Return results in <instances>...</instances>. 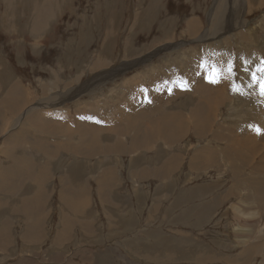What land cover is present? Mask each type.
Here are the masks:
<instances>
[{"label": "rangeland", "instance_id": "obj_1", "mask_svg": "<svg viewBox=\"0 0 264 264\" xmlns=\"http://www.w3.org/2000/svg\"><path fill=\"white\" fill-rule=\"evenodd\" d=\"M262 62L264 0H0V264H264V142L252 155L239 144L254 136L263 112L252 79ZM214 71L217 83L209 82ZM204 76L212 85L210 120L197 127L191 115L202 100L194 81ZM140 87L147 100L125 108L124 97L134 106ZM13 92L16 117L4 104ZM121 109L129 134L114 136L103 129L112 131ZM35 115L69 130L91 118L99 125L92 129L104 131L85 144L76 191L56 168L71 165L68 155L48 164L59 138L35 156L38 134L27 122ZM179 116L184 127L173 136L166 123ZM22 125L32 129L12 142ZM46 126L40 139H49ZM80 141L75 135L72 148ZM208 153L210 161L200 159ZM31 176H45L42 191ZM82 198L87 204L78 209ZM249 246L255 254L243 253Z\"/></svg>", "mask_w": 264, "mask_h": 264}, {"label": "bare ground", "instance_id": "obj_2", "mask_svg": "<svg viewBox=\"0 0 264 264\" xmlns=\"http://www.w3.org/2000/svg\"><path fill=\"white\" fill-rule=\"evenodd\" d=\"M5 3H7V2H5ZM61 6V5H60ZM8 8V7H7ZM6 13V12H5ZM7 14V13H6ZM222 18V17H221ZM2 22H3V20H2ZM220 22H222V20L220 19ZM34 32V31H33ZM250 44V43H249ZM252 45V44H251ZM191 62H193V61H191ZM190 66V65H189ZM193 68H194V66H192ZM191 67V68H192ZM198 70V69H197ZM202 72L204 73L205 72V70H202ZM193 74V73H192ZM202 74V73H201ZM205 74V73H204ZM209 77V76H208ZM204 80H205V76L202 78H198L196 81H194L195 82V85H194V90H195V92H196V94L198 95H196L197 96V99H199V100H202V101H200V102H198V104H197V107L194 109V115H191V117H193L194 118V123H197V127L199 126V124L201 125V126H203V125H205V127H206V125L208 124L207 123V121H208V119H209V114H208V111H207V108H209V98H210V96H209V94H210V92H211V87H212V85L211 84H208V83H205L204 82ZM206 80H207V78H206ZM198 85V86H197ZM125 87V86H124ZM123 87V88H124ZM127 90V89H126ZM125 90V91H126ZM163 90V89H162ZM123 91V90H122ZM191 91H192V89H191ZM14 93L15 92H13V93H11L10 95H9V97L8 98H6V100L4 101V104H5V107H6V109L8 110V111H10L9 113L11 114V116L10 117H13V116H15V115H17V113L15 114L14 113V110H13V107L14 108H16V111L20 108V103L19 102H17V101H19V99L16 97V96H14ZM128 93V92H127ZM123 94H125V93H123ZM259 94V93H258ZM129 95V94H128ZM199 95H201V97H203L204 98V100L201 98H199ZM8 96V95H7ZM257 96V95H256ZM15 97H16V99H15ZM11 98H13L12 100H10ZM240 98V97H239ZM264 98V97H263ZM258 99V98H257ZM10 100V101H9ZM13 100H15L14 102H11V101H13ZM17 100V101H16ZM54 100V99H53ZM8 101V102H7ZM123 101H125V103H124V107L126 108V107H129L130 106V108H129V110H131V111H133V110H135V109H137L138 110V108H136L135 106H133L132 105V102H130L131 101V99H129V96H125L124 97V99H123ZM218 101H219V99H218ZM17 102V103H16ZM253 102V101H252ZM77 104V103H76ZM135 104V103H134ZM78 105H80V104H78ZM154 105V104H153ZM218 105V104H217ZM220 105V104H219ZM245 105V104H244ZM17 106V107H16ZM56 106V105H55ZM76 106V105H75ZM26 107V106H25ZM54 107V106H53ZM80 107V106H79ZM242 107H244V106H242ZM257 106H255V108H256ZM140 108H142L141 106H140ZM140 108H139V110H140ZM119 109V108H118ZM244 109H245V107H244ZM258 109L260 110V108L258 107ZM262 109H263V112H264V107H262ZM20 110V109H19ZM128 110V111H129ZM250 110V109H249ZM118 112H119V119L117 120V123H116V126L112 129V131H110V130H108V128L106 127V129H103V130H107V131H109V133H111L112 135H114V136H116V132L117 133H121V132H123L124 131V134H129V127H127L128 126V124H129V119L128 118H126V117H122L121 115H125V114H127V113H124V110L123 109H121V111L120 110H117ZM209 111H210V109H209ZM252 111V110H251ZM18 112V111H17ZM50 112V111H49ZM196 112H198V115H196ZM246 112H247V110H246ZM260 113H257L256 114V118H255V122H256V129L254 130V136L253 137H251V133L250 134H247L246 133V136H245V138H243V141L242 142H240L239 144L240 145H244L246 148H242V150L241 151H243V149H246V151H245V153H248V154H250V153H253V152H257L258 150H260L261 149V147L260 146H257L259 143V141L261 140V141H263L264 142V120H262L261 118H262V116H263V112H262V110H260L259 111ZM14 113V114H13ZM20 113V112H19ZM33 113H35V112H33ZM51 113V112H50ZM57 113V112H56ZM63 113H65V112H63ZM131 113V112H130ZM262 113V115L260 116V114ZM36 114V113H35ZM82 114V113H81ZM249 114H252V113H249ZM20 115V114H19ZM29 115V114H28ZM52 115V114H51ZM79 115V114H78ZM77 115V116H78ZM131 115H133V112H132V114ZM170 115V114H169ZM254 115V114H253ZM252 115V116H253ZM32 116V115H31ZM55 116V115H54ZM57 116V115H56ZM167 116V115H166ZM9 117V118H10ZM16 117V116H15ZM42 117H44V116H40V115H35V116H33V117H31L27 122L29 123V124H33V125H35V128L34 129H32V128H30V126H28V125H22L23 126V128H21L20 130L18 129V134H16L15 136H13L12 137V135H14L15 133L13 132L12 133V135H11V138L10 139H12V142H13V140H22L24 137H25V131H24V129L26 130V131H28L29 130V128L30 129H32V131L33 132H35L36 131V133L38 134L37 135V137L36 138H33L32 140V142H35L34 144H35V146H34V144H33V148H35L34 150H35V156H37V153H39V152H43V151H45L44 149L48 146V144H51V143H49V142H52V141H50L52 138L54 139V138H57V140H58V138H59V140L58 141H55V142H57V144H58V147L56 148V150H58L59 151V154H57V153H54L53 154V157H52V161H51V157H50V155H49V152H48V154L46 155V158L48 159H45V160H47V161H51V163H48L47 161V163L48 164H57L58 166H59V162L61 161V160H64L66 157L64 156L65 154L66 155H68V159H67V161H68V163H70L71 162V165L66 169L64 166H63V163H62V166L59 168V167H56V168H58V170L60 169L61 170V172L62 171H64V172H66V175H67V178H66V180H67V182H66V186L67 187H69L68 188V190H72V188H74V191H76L75 190V187H77V188H79V183H81L82 181V179H81V175H80V170H78L77 171V169H78V167L79 166H81V172L84 170L83 169V166H82V163L80 164V165H78L77 164V162L78 161H80V158H81V156L82 155H84V153L86 152L85 151V149H89V146H92L93 144H95L96 142H97V140L99 139V133L100 132H102L103 130H96V131H94L93 129H92V127H91V124L90 123H88L87 122V120H85V119H81L80 121L79 120H74L75 121V126H77V125H79V127L77 128V129H71V130H69L65 125H63L62 123H61V121H59V119H57V118H48V120H45V119H42ZM180 118L178 119V120H176V118L175 119H173L172 120V118H171V120L169 119V120H167V123H166V126L169 128L170 127V130H169V132L171 131V135H173V136H175V134H174V132H176L177 133V136H179V132H181V129L184 127V124H183V122H184V119H182V116H179ZM216 117V116H215ZM29 118V117H28ZM75 118V117H74ZM192 118V119H193ZM12 119V118H11ZM13 119H15V118H13ZM254 119V118H253ZM263 119H264V116H263ZM6 120V119H5ZM5 120H2V121H4L5 122ZM133 120V119H132ZM210 120V119H209ZM11 121V120H10ZM85 121V122H84ZM176 121V122H175ZM12 122H13V120H12ZM27 122H25L26 124H27ZM41 122H44V124H42ZM58 122H60L62 125H61V127L59 128L58 126H57V123ZM110 122H112V121H110ZM115 122V121H114ZM114 122H113V124H114ZM165 122V121H164ZM254 122V121H253ZM1 123H3V122H1ZM7 123V122H6ZM133 123H134V121H133ZM47 124V126H50V128H51V130H50V128H48V129H45L46 131L45 132H47V133H45V134H47L48 136H49V139L47 138H43L42 137V139H40V135H39V133H41V130H43L44 129V127H43V125H46ZM138 124V123H137ZM16 125V124H15ZM15 125H14V127H15ZM93 125V124H92ZM109 125V124H108ZM115 125V124H114ZM122 125H125V128L123 129L121 126ZM0 126H1V124H0ZM4 126L5 125H3V127L2 128H4ZM46 126V127H47ZM56 126H57V128H56ZM135 126H137V125H135ZM164 126V125H163ZM210 126V125H209ZM130 127H132V123H131V125H130ZM166 127V128H167ZM205 127H202V129H203V131L206 129ZM18 128V127H17ZM136 128V127H135ZM134 128V129H135ZM194 129H197L196 127H194ZM202 129H200V130H202ZM261 129V130H260ZM72 130H73V132H72ZM158 130V129H157ZM245 130V128L243 129H241V131H244ZM0 131H2V129L0 128ZM31 131V130H30ZM51 131V132H50ZM135 131V130H134ZM166 131H168L167 129H166ZM165 130H164V133L166 132ZM206 131V130H205ZM240 131V132H241ZM248 131V130H247ZM51 134H50V133ZM104 132V131H103ZM126 132V133H125ZM201 132V131H200ZM27 133V132H26ZM32 133V132H31ZM59 133V134H58ZM151 133L153 134V135H156V137L158 138V139H160L161 138V136L160 135H162V137H164V139L166 138V134H163V133H161V132H159V131H154V132H149V135H151ZM203 133V132H202ZM33 134V133H32ZM27 135H28V133H27ZM30 135V134H29ZM75 135H79V139L80 138H82V141H80V142H78L77 144H78V147H80V145H81V147L80 148H76V147H73L72 148V143L70 142V140H72V142H73V137L75 136ZM119 135V134H118ZM198 135V134H197ZM83 136L85 137V138H83ZM160 136V137H159ZM102 137V136H101ZM100 137V138H101ZM104 137H106V135L104 136ZM108 137V136H107ZM113 137V136H112ZM235 137V136H234ZM26 138V137H25ZM27 138H28V136H27ZM62 138H66V141H65V139L64 140H62ZM140 138V137H139ZM150 138L151 137H149L148 138V140H147V144L148 145H150V143H151V140H150ZM233 138V137H232ZM29 139V138H28ZM104 139V138H103ZM152 139V138H151ZM162 139V138H161ZM235 140H237V139H242V137H235L234 138ZM117 140V139H116ZM88 142V145L90 144V143H93V144H90L89 146H85V144ZM231 142V141H230ZM238 142V141H237ZM54 143V142H53ZM5 144L6 145H8L7 144V142H5ZM76 143H74V145H77ZM3 145H4V143H3ZM6 145L4 146V147H6ZM30 145V144H29ZM263 145V144H262ZM232 152H233V157H234V159H233V161L232 162H235L236 163V161H239L238 159H240V160H242L239 156H238V152H239V150H238V148L237 147H234V144H232ZM257 146V147H256ZM25 147V146H24ZM52 148H53V146H51ZM54 147H56V145L54 146ZM230 147V146H229ZM31 148H32V145H31ZM87 149V150H88ZM6 150H7V148H6ZM261 150H264V148L262 147V149ZM85 151V152H84ZM230 151V150H229ZM237 153H236V152ZM37 152V153H36ZM244 153V154H245ZM34 154V153H33ZM232 154V153H231ZM250 155H252V154H250ZM33 156V155H32ZM258 156V155H257ZM73 158L74 159V161L73 160H69L70 158ZM243 158H244V160H245V157L244 156H242ZM252 157V156H251ZM259 157H261V159H262V165L259 167V170H263L264 171V153L261 155V156H259ZM43 158V157H42ZM45 158V157H44ZM79 158V159H78ZM256 159V158H255ZM259 159V158H258ZM22 161V160H21ZM83 161V160H82ZM24 162V161H23ZM81 162V161H80ZM22 163V162H21ZM86 163V162H85ZM19 164V163H18ZM258 164V162L256 163V165ZM86 165V164H85ZM237 165H239V164H237ZM256 165H254L253 167H252V169L256 166ZM21 166V165H20ZM47 166V165H46ZM48 166H51V165H48ZM54 166V165H53ZM45 168V167H44ZM49 167H47V169H48ZM52 168V167H51ZM50 168V169H51ZM63 168H64V170H63ZM94 168V167H93ZM42 169V168H41ZM47 169L44 171L45 172V174L50 170H48L47 171ZM54 169V168H53ZM52 169V170H53ZM242 171V170H241ZM239 172V167L237 168V174H241L242 172ZM54 172V171H53ZM42 173V170H40V171H38V172H36V175L38 174H41ZM44 174V175H45ZM82 174V173H81ZM244 176V175H243ZM243 176H241V177H243ZM30 177V176H29ZM45 177V176H44ZM44 177H42L39 181H38V183H36V184H32V187H34L35 188V192H38V191H40L41 189H43V183H44ZM65 177V176H64ZM60 178V177H59ZM99 178H101V179H99V181H100V183H104L105 182V177L104 176H101V177H99ZM31 179H32V181H33V177L31 176ZM35 179H37V178H35ZM34 179V180H35ZM237 179H238V177H237ZM32 181H31V183H32ZM29 183V182H28ZM111 183V182H110ZM62 184V183H61ZM65 185V184H64ZM75 186V187H74ZM28 189H30V187H27ZM34 188H33V190H34ZM63 191L65 190V186H63ZM100 189V188H99ZM99 189H98V191H99ZM46 190V189H45ZM42 191V190H41ZM60 193V192H59ZM36 194V193H35ZM40 194V193H39ZM38 195V194H37ZM64 195L63 194H61V196H60V198L61 197H63ZM34 197H36L35 195H34ZM85 198V197H84ZM84 198H82V199H79L78 201H77V204L79 205L81 202H83V201H85V200H87V199H84ZM38 202V201H37ZM62 211V210H61ZM70 213V212H69ZM67 216V215H66ZM39 218V217H38ZM37 219V218H36ZM40 219V218H39ZM63 221V220H62ZM65 223V222H64ZM63 223V224H64ZM42 226V225H41ZM243 232L245 231L244 229H241ZM256 253V249L254 250V254Z\"/></svg>", "mask_w": 264, "mask_h": 264}, {"label": "crops", "instance_id": "obj_3", "mask_svg": "<svg viewBox=\"0 0 264 264\" xmlns=\"http://www.w3.org/2000/svg\"><path fill=\"white\" fill-rule=\"evenodd\" d=\"M147 100V97L143 94V92H142V87H140V91H139V94L138 95H134L133 96V102L135 103L134 104V106L137 104V102H140V101H146ZM85 120H87V122L88 123H92V124H95V125H98V124H96V121H92V119L91 118H87V119H85ZM99 126V125H98ZM144 136H148V135H144ZM135 146H140L141 147V144L139 143V144H135V145H133V146H131V147H135ZM148 146H150V145H148V144H144V147L142 148V149H146V150H148L149 148H148ZM210 151V150H209ZM198 153H199V155H202V152L203 151H197ZM251 154V153H250ZM249 154V155H250ZM244 157H245V155H244ZM210 158H211V154L210 153H208V154H205V155H203V156H200V159H205V160H207V161H210ZM246 160V159H245ZM198 162V165H202V166H205L204 164H200L199 163V161H197ZM241 170H239V172H240ZM241 176H243V174H241ZM243 178V182H246V181H248L249 179L248 178H250V177H247V176H243L242 177ZM262 178V177H261ZM246 179V180H245ZM263 179V178H262ZM249 182V181H248ZM34 184H36V183H38V181L37 180H34V182H33ZM249 183H251L252 185H254L255 183H253V182H249ZM110 184V183H109ZM109 184L107 185V184H105V183H101V186H104V187H106V188H108L109 187ZM257 185H259V184H256V186ZM104 189V188H103ZM109 189V188H108ZM254 189L257 191L258 190V188L257 187H254ZM110 190V189H109ZM105 192H108L106 189H105V191H104V194H105ZM258 192V191H257ZM108 193H106L105 195H107ZM252 195H254L255 193H251ZM62 198V197H61ZM60 198V199H61ZM87 204V200H85V201H83V202H81L79 205H78V209H80V208H83V207H85V205ZM190 208V207H189ZM191 209V208H190ZM149 223V221L147 220V222H145L144 223V225L146 226L147 224ZM158 241H159V239H157ZM256 249V247L255 246H249V247H247L244 251H243V253L244 254H247V255H251V254H253L254 253V250ZM244 255H242V257H243Z\"/></svg>", "mask_w": 264, "mask_h": 264}, {"label": "snow or ice", "instance_id": "obj_4", "mask_svg": "<svg viewBox=\"0 0 264 264\" xmlns=\"http://www.w3.org/2000/svg\"><path fill=\"white\" fill-rule=\"evenodd\" d=\"M233 68H234V66L232 64L228 65L229 74H232ZM257 73H259L260 76H258ZM261 77H264V62H262L261 66H259L256 69V72H254L252 75L253 81H255L260 88V94L264 95V78H261ZM220 79H221V73H219V72L214 71L213 74L211 76H209V82H211V83H217V82H219ZM237 91H238V89H237Z\"/></svg>", "mask_w": 264, "mask_h": 264}, {"label": "clouds", "instance_id": "obj_5", "mask_svg": "<svg viewBox=\"0 0 264 264\" xmlns=\"http://www.w3.org/2000/svg\"><path fill=\"white\" fill-rule=\"evenodd\" d=\"M81 120V119H80Z\"/></svg>", "mask_w": 264, "mask_h": 264}]
</instances>
